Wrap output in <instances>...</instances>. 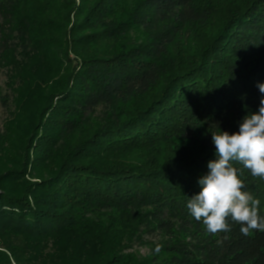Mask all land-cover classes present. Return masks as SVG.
<instances>
[{"label": "trees", "instance_id": "obj_1", "mask_svg": "<svg viewBox=\"0 0 264 264\" xmlns=\"http://www.w3.org/2000/svg\"><path fill=\"white\" fill-rule=\"evenodd\" d=\"M79 2L0 0V71L29 89L0 132V264H264V232L229 218L208 234L186 207L217 159L212 132L258 112L264 0L189 60L207 0ZM234 166L264 216V179ZM106 211L118 218H93ZM143 231L160 241L139 259Z\"/></svg>", "mask_w": 264, "mask_h": 264}, {"label": "clouds", "instance_id": "obj_2", "mask_svg": "<svg viewBox=\"0 0 264 264\" xmlns=\"http://www.w3.org/2000/svg\"><path fill=\"white\" fill-rule=\"evenodd\" d=\"M257 87L262 94L258 112L247 114L239 130L212 132L217 159L208 162V173L199 180L200 191L187 202L191 217L202 222L208 234L229 233L231 221L240 224V232H264V216L260 215V200L245 190L234 163H239L254 177L264 179V83ZM162 245L157 244L155 252Z\"/></svg>", "mask_w": 264, "mask_h": 264}, {"label": "rangeland", "instance_id": "obj_3", "mask_svg": "<svg viewBox=\"0 0 264 264\" xmlns=\"http://www.w3.org/2000/svg\"><path fill=\"white\" fill-rule=\"evenodd\" d=\"M70 1V0H66ZM80 0H74L76 2V5L78 6L80 4ZM212 7V16L211 19L208 21V23L204 25H200L196 31L195 35L193 37H190L189 40H186L181 45V48L184 49L183 56L185 59H192L197 58L198 54L201 53L203 48H205L212 39L215 38V36L222 30L224 27V23L226 20H228L230 13L234 10H238L239 8L243 7L244 0H207ZM26 10H34L33 5L26 2V5L22 9V11ZM25 14V13H24ZM71 21L73 22L75 19L73 17V13L70 15ZM137 36V35H134ZM72 60H74V56L71 55L70 57ZM188 59V60H189ZM6 67V66H5ZM62 68L61 71L56 73L54 76L55 80L57 81L62 75ZM10 75V71L6 68H3L0 71V132H2L3 126L7 121H13L14 115L16 116V113L18 114V111L16 106H18L20 99L25 100V98H28L29 89L26 87H20V82H14L11 81L8 77ZM52 81V80H51ZM50 81V82H51ZM48 83L47 86H43V89H47L50 86H52V83ZM52 91L57 90L55 88L51 89ZM47 92V91H46ZM16 97V105L15 102L13 105V108L9 105L5 106L3 104L2 99L8 98V97ZM16 108V109H15ZM17 111V112H16ZM26 111V110H25ZM26 113V112H24ZM97 113L96 115H99ZM100 116V115H99ZM98 116V117H99ZM178 144L181 146H187L189 142L187 141H181L177 140ZM1 159V156H0ZM93 218L98 219L97 221H101L102 223H106L107 221H113L117 216L113 215V213L110 212H101L98 214H94ZM146 231H143L142 239L136 240L133 243H131L130 248L127 250V253H132L139 259L148 258L151 256L152 249L151 245L156 244L160 241L158 237L155 235H149L148 233H145ZM0 251H5L0 248ZM48 255L54 254L55 252H52V250H48L46 252ZM55 256V255H54Z\"/></svg>", "mask_w": 264, "mask_h": 264}]
</instances>
